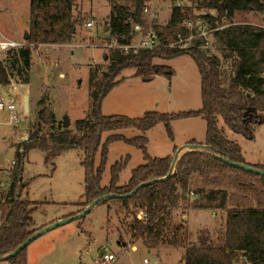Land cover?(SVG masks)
<instances>
[{"label":"trees","instance_id":"16d2710c","mask_svg":"<svg viewBox=\"0 0 264 264\" xmlns=\"http://www.w3.org/2000/svg\"><path fill=\"white\" fill-rule=\"evenodd\" d=\"M75 3L76 0H30V31L26 35V41L35 45L65 44L72 41L77 26L73 20ZM145 3L146 0H129L127 6L113 7L108 33L118 44L131 43L132 23L145 24ZM197 4L200 8L217 12L216 17L207 16V22L216 30V45L223 59L229 61V70L223 69L220 60L208 55L200 46L170 47L169 37L173 33L170 29L176 26L182 15V10L178 7L173 10L171 22L163 31L155 28L159 44L157 47L136 52L130 50L128 53L113 50L111 64L102 80L96 82L94 73L90 74V88L94 90L91 110L85 119L76 121V132L63 128L59 133L44 137L40 136L37 128L31 131L29 139L23 143V150L17 151V175L7 194L11 200L10 208L6 209L5 200H0V257L12 253L42 229L33 228V216L39 204L23 198L22 192L27 185L19 181V172L29 153L33 150L44 152L45 163L52 164L53 173L56 170L52 163L54 158L78 148L83 152L84 202L80 204L81 209L77 214L101 196H124L104 200L98 205L117 200L126 208L134 204L145 209L146 220L138 219L135 215L129 225V233L132 240H141L149 249L164 246L184 248V264H264V176L233 168L218 158H227L264 170V165L246 163L242 148L228 139L225 129L226 127L237 135L254 140L257 130L264 125V28L226 22L238 11L264 12V0H197ZM224 19L226 21L223 24ZM182 56L191 57L200 73V109L171 114L149 111L141 118L103 114L104 100L115 88L126 82L127 78L121 77L125 71L133 70V77L147 83L159 75L171 78L174 71L154 61H169ZM31 66L32 50L25 49L20 60L13 64L12 70L17 71L27 84ZM8 83L7 69L0 64V84L7 86ZM45 103L44 98L39 102V106L44 107L38 112V123L54 125L55 114ZM198 117L203 118L207 125L205 141L199 143L191 140L187 144L205 148L185 153L168 180L157 181L140 189L133 196L125 197L141 184L161 180L170 172L174 155L151 157L148 154L146 134L162 123L169 138L174 140V122ZM221 122L225 127H221ZM130 129L139 131L141 135L127 138L122 134H112L103 142L106 133ZM116 142L138 148L143 153L144 164L132 171L127 184L119 186L120 175L129 162V157L124 158L111 168L110 182L104 186L103 175L109 146ZM100 149L101 160L97 166L96 156ZM176 150L175 147L174 152ZM194 176L201 179L202 191L198 192L200 197L193 203V207L226 212L225 230L217 242L207 234L200 236L197 243L189 244L188 230L183 224L175 225L171 220L169 208L177 206L181 199L179 189L188 191ZM232 192L243 193L242 201L231 205ZM253 198L256 200L255 204L252 202ZM27 249L28 247L7 261L11 264H27Z\"/></svg>","mask_w":264,"mask_h":264},{"label":"rangeland","instance_id":"374dc122","mask_svg":"<svg viewBox=\"0 0 264 264\" xmlns=\"http://www.w3.org/2000/svg\"><path fill=\"white\" fill-rule=\"evenodd\" d=\"M146 2H149V12L143 11L145 24L132 23L131 45L144 44L151 31L156 35L157 30L163 31L171 22L173 10L178 7L182 10V15L176 26L170 29L173 32L169 37L170 47L200 46L208 55L216 56L223 69L229 70V61L223 59L216 45V30L207 22V16H217L215 10L200 8L197 0ZM128 3L129 0H76L73 20L77 26L72 41L65 44L45 43L32 48V66L27 79L29 83L23 88L16 85L19 83L15 75L11 76L18 88L9 86V82L5 91L15 97L21 114L22 106L24 109V97L28 96L29 114H22L23 120L16 127L10 123L9 113L0 112V200H5L6 209L10 208L11 200L7 194L18 170L15 164L17 151L23 150L22 145L29 139L31 131L38 128L40 136L48 137L61 132L64 119L69 118L71 124L68 128L72 133L76 132V121L85 119L91 110L94 90L90 88V74L93 72L96 82H100L111 64L112 51L120 50L126 53L124 50L109 47L112 37L108 28L113 7L127 6ZM0 9V31L8 38L24 40L30 31V0H0ZM91 20L96 22L93 28L86 25ZM225 21L224 19L222 23ZM226 22L246 23L264 28V12L238 11ZM137 27L141 29L137 30ZM114 44H117L116 40ZM154 62L170 67L174 75L171 78L159 75L147 83L133 77V70L125 71L121 77H126L128 82L117 87L110 97L106 98L102 105L105 116L141 118L149 111L171 114L201 108V77L191 57L182 56L169 61L156 59ZM5 65L9 69L13 67L12 61L5 62ZM43 98L46 99L45 106L55 114L54 125L38 123V112L44 107L39 106V102ZM221 127H225L222 122ZM206 128L205 120L200 117L176 121L173 123L174 140H171L165 125L158 124L146 134L148 154L151 157L164 158L175 155L191 140L202 143L205 140ZM225 129L228 139L242 147L248 164L264 163V125L258 129L254 140L237 135L226 127ZM112 134H122L127 138L141 135L135 129L106 133L103 142ZM126 157H129V162L120 175L119 186L127 184L132 171L144 164V156L138 148L123 142L109 146L103 175L104 186L110 182L111 168ZM100 160L101 149L96 156L97 166ZM82 161L83 152L80 149L68 150L54 158L52 163L56 170L52 173V164L45 163L44 152L33 150L29 153L23 169L18 172L23 176L19 177V181L27 185L25 195L28 194L30 200L39 204L33 216L34 229L44 228L54 219L60 218L53 222L56 223L77 215L81 209L80 204L84 202ZM200 191L201 179L194 176L188 191L179 189L181 199L177 206L169 208L173 224H183L188 230L189 244L197 243L200 236L207 234L217 242L225 230L226 212L193 207V203L200 197ZM232 194L231 205L242 201L243 193ZM22 195L27 199L23 192ZM183 197L185 199H182ZM255 201L253 198V204ZM1 214L2 212L0 216ZM135 215L138 219L142 216V219L146 220L147 217L145 209H140L134 204L126 208L117 200L102 203L86 217L57 227L31 243L27 249V264H96L102 251L115 255L113 264H142L144 259H148L150 264H184V248L164 246L149 249L141 240H132L129 225ZM0 264L11 262L5 260Z\"/></svg>","mask_w":264,"mask_h":264},{"label":"built area","instance_id":"2783aa9c","mask_svg":"<svg viewBox=\"0 0 264 264\" xmlns=\"http://www.w3.org/2000/svg\"><path fill=\"white\" fill-rule=\"evenodd\" d=\"M147 5L144 8L145 13L149 12V2H146ZM87 27L93 28L96 25L95 20L89 21L87 24ZM141 29L139 27L136 28ZM115 38H112V44L109 45L111 48H118L121 50L126 51L128 53L130 50L134 49L136 52V49H153L158 46V36L155 32L151 31L146 36V40L144 41V44L139 46H134L131 44H114ZM35 45L32 43L27 42L26 40L17 41L15 39L7 38L0 33V64L4 65L8 72V78H9V86L16 87L21 86L24 87L25 83L23 82L22 78L18 75L17 71H13L12 69L7 68V65H5V62L12 61L14 64L17 60H20V55L25 49H32L35 47L40 46ZM187 48V47H186ZM10 72V73H9ZM15 75V78L17 79L19 84L15 85V82L11 76ZM8 86V85H7ZM5 85L0 84V112H6L10 115V123L13 126H18L22 122V114H24V109L22 106V114L18 110V106L15 101V97L12 96V94H9L5 91L6 87ZM18 88V87H16ZM15 88V89H16ZM142 219V216H140ZM116 260V257L112 253H107L106 251H103V253L100 255L98 260H96V264H113ZM142 264H150V261L148 259H144ZM237 264H243V262H239Z\"/></svg>","mask_w":264,"mask_h":264},{"label":"water","instance_id":"95a60500","mask_svg":"<svg viewBox=\"0 0 264 264\" xmlns=\"http://www.w3.org/2000/svg\"><path fill=\"white\" fill-rule=\"evenodd\" d=\"M24 40H26V37L24 38ZM24 113L26 115L29 114V97L28 96H25L24 97ZM70 121H69V118H65L64 121H63V126L64 128H68L70 126ZM201 147L205 148V146H200V145H192V144H187L185 146H183L182 148H180L178 150V152L174 155V159H173V162L171 164V168H170V172L168 174L167 177L161 179V180H152L150 182H147V183H144V184H141L138 188H136L132 193L126 195L125 197H131L133 196L135 193H137L140 189L146 187V186H150V185H153L155 184L157 181H166L168 180L169 177L172 176V174L174 173V170H175V167L177 165V162L179 161V159L185 154L187 153L186 151L184 152V150H187V151H193V150H198L200 149ZM219 160L221 162H223L224 164H227L228 166H231L233 168H236V169H240V170H244L246 172H249V173H253V174H257L259 176H264V170H261V169H258V168H254L252 166H249V165H246V164H241V163H238V162H234L230 159H227V158H223V157H218ZM20 178H22V173L20 174ZM124 196H120V195H116V194H108V195H104V196H101L100 198L96 199L95 201H93L88 207H86V209L84 211H82L81 213L71 217V218H68L66 220H61V221H58L56 223H53L49 226H46L42 229H40L39 231H37L36 233H34L32 236H30L27 240H25V242H23L17 249H15L12 253L8 254L7 256H4V257H0V262L1 261H5V260H8L10 258H13L15 257L16 255H18L21 251H23L25 248H27L31 243H33L35 240L39 239L42 235H44L45 233L57 228V227H60L62 225H65L67 223H70V222H73V221H76V220H79V219H82L84 217H86L99 203H101L102 201L104 200H107V199H120V198H123ZM103 253V251H102ZM101 253V254H102Z\"/></svg>","mask_w":264,"mask_h":264},{"label":"crops","instance_id":"0c3cea01","mask_svg":"<svg viewBox=\"0 0 264 264\" xmlns=\"http://www.w3.org/2000/svg\"><path fill=\"white\" fill-rule=\"evenodd\" d=\"M1 12H2V10L0 9V13H1ZM29 23H30V18H29ZM29 26H30V24H29ZM0 33H1V35L7 37L5 34H3L2 31H0ZM11 36H12V35H11ZM7 38H8V37H7ZM11 39H12V38H11ZM133 74H134V73H133ZM133 74H132V76H133ZM132 76H131V77H132ZM137 79H138V78H137ZM139 79H140V78H139ZM127 80H128V79H127ZM140 80H141V79H140ZM200 80H201V79H200ZM127 82H128V81H127ZM127 82H126V84H127ZM115 89H116V88H115ZM115 89H114V90H115ZM114 90H113V91H114ZM113 91H112V92H113ZM112 92H111L110 94H112ZM110 94L108 95V97H110ZM200 99H201V82H200ZM105 100H106V99H105ZM105 100H104V101H105ZM103 103H104V102H103ZM200 118H201V117H200ZM16 127H17V126H16ZM257 131H258V130H257ZM205 137H206V136H205ZM204 141H205V140H204ZM202 143H203V142H202ZM236 143H237V142H236ZM237 144H238V143H237ZM240 147H241V146H240ZM241 148H242V147H241ZM242 152H243V149H242ZM243 156H244V158H245L246 163H248V159H247L246 155L244 154V152H243ZM256 160H258V159H256ZM257 162H258V161H257ZM257 164L264 165V163H261V162L256 163V165H257ZM22 177H23V176H22ZM25 190H26V188L23 190L24 197H26L27 199H29L28 194L25 195V193H26ZM29 200H30V199H29ZM30 201H31V202H34V201H32V200H30ZM35 203H37V202H35ZM214 214H215V213H214ZM214 214H213V215H214ZM187 219H188V216H187ZM57 220H60V218H59V219H56V220L54 219V220L51 221L50 223H47L45 226H47V225H49V224H52L53 222H55V221H57ZM38 228H43V227H38ZM38 228H37V229H38Z\"/></svg>","mask_w":264,"mask_h":264}]
</instances>
